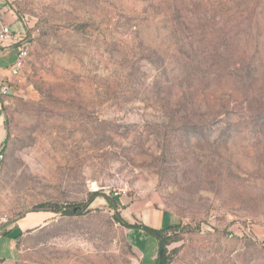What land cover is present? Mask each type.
Segmentation results:
<instances>
[{
	"label": "rangeland",
	"instance_id": "1",
	"mask_svg": "<svg viewBox=\"0 0 264 264\" xmlns=\"http://www.w3.org/2000/svg\"><path fill=\"white\" fill-rule=\"evenodd\" d=\"M2 1L28 47L0 161L21 264H152L116 213L167 229L166 264H264V0Z\"/></svg>",
	"mask_w": 264,
	"mask_h": 264
},
{
	"label": "crops",
	"instance_id": "2",
	"mask_svg": "<svg viewBox=\"0 0 264 264\" xmlns=\"http://www.w3.org/2000/svg\"><path fill=\"white\" fill-rule=\"evenodd\" d=\"M0 17L10 27L12 33L11 40L3 47H0V84H8L11 90L12 83L17 79V76L12 75L11 70L16 59L18 43L23 40L25 31L17 16L2 0H0ZM3 103H5V98L0 97V149H2L7 135ZM28 225L31 226L29 227ZM33 225V219L25 220L24 222L19 221L9 226L0 223V264H21L23 255L31 250L30 247H23L21 242L28 235L35 232L36 226ZM24 229H29L31 231L30 233H25ZM3 230L5 233H2ZM1 246L5 248L4 251H1ZM156 256L157 255H153L150 259L154 261Z\"/></svg>",
	"mask_w": 264,
	"mask_h": 264
},
{
	"label": "trees",
	"instance_id": "3",
	"mask_svg": "<svg viewBox=\"0 0 264 264\" xmlns=\"http://www.w3.org/2000/svg\"><path fill=\"white\" fill-rule=\"evenodd\" d=\"M98 196V194H93L90 199L88 200L87 204H90L94 201V199ZM110 208L117 210V204L113 200V198L109 199L107 197H104ZM81 210L80 208H75V213H79ZM115 220L117 223L122 225L123 227L127 229H133V230H140L143 231L147 236L151 237L155 240L157 247H158V254L155 260L152 264H166V258H165V246L168 243V236L166 235V228L165 229H155L153 227H149L147 225H136V224H129L125 220L121 218V216L116 213L115 214Z\"/></svg>",
	"mask_w": 264,
	"mask_h": 264
},
{
	"label": "built area",
	"instance_id": "4",
	"mask_svg": "<svg viewBox=\"0 0 264 264\" xmlns=\"http://www.w3.org/2000/svg\"><path fill=\"white\" fill-rule=\"evenodd\" d=\"M12 38V33L10 27L3 21L0 17V47H3L8 43ZM16 49V59L13 64L11 73L13 76H18L23 65L24 61L28 54V47L25 40H21ZM10 91L8 84H0V97L7 96ZM3 159L2 149H0V161Z\"/></svg>",
	"mask_w": 264,
	"mask_h": 264
},
{
	"label": "water",
	"instance_id": "5",
	"mask_svg": "<svg viewBox=\"0 0 264 264\" xmlns=\"http://www.w3.org/2000/svg\"><path fill=\"white\" fill-rule=\"evenodd\" d=\"M63 212H64V214H67V215L72 214V212H70V211H63Z\"/></svg>",
	"mask_w": 264,
	"mask_h": 264
}]
</instances>
